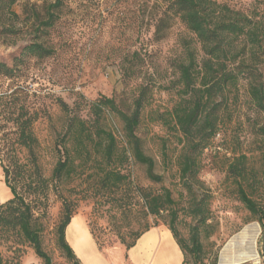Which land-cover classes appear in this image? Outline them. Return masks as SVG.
Returning a JSON list of instances; mask_svg holds the SVG:
<instances>
[{
  "label": "rangeland",
  "instance_id": "1",
  "mask_svg": "<svg viewBox=\"0 0 264 264\" xmlns=\"http://www.w3.org/2000/svg\"><path fill=\"white\" fill-rule=\"evenodd\" d=\"M54 1L17 0L11 9L19 17L8 13L2 19L15 26V33H4L0 23V62L15 66L17 73L15 78L0 74V164H8L13 150L24 162L29 160L27 149L15 141L16 127L9 120L14 108L22 112L24 106L35 116V153L41 173L49 179L47 196L37 202L34 210L42 247L52 264H75L58 242V227L67 211L86 217L102 250L126 248L146 227L167 223L172 207L157 217L146 215L138 187L152 193L165 188L172 191L179 213L176 225L188 244L190 228L199 224L197 218L188 215V207L193 197L208 203L210 225L200 227V259L196 261L186 249L188 264H220L225 245L236 239L244 248L241 234L255 227L259 228L255 239L258 258L241 264H264V228L238 192L241 183L254 200L264 204V112L252 102L243 75L238 87L227 92L229 100L219 110L217 134L206 147L195 148L176 126L172 112L184 95L180 65L188 61V49L195 50L199 62L205 55L195 35L171 13L161 25L164 30L157 33L167 4L160 0H62L53 27L35 33L33 8L44 17ZM218 1L245 12L261 8L260 0ZM33 40L53 46L55 53L47 58L23 53ZM262 60L258 67L264 81V55ZM13 91L17 92L15 99H10ZM102 95L114 98L128 112L134 110L137 99L142 100L136 131L145 153L155 160L154 170L162 181L151 180L146 165L134 159L123 122L108 109L102 113L101 123L117 137L118 152L128 154V161L122 165L128 182L113 186L102 179L106 166L100 165L101 153L96 151L95 142L89 144L91 157L86 155L85 162L69 178L52 179L57 161L64 156V144L71 148L65 129L69 116L85 119L94 129L96 114L90 104ZM63 102L69 111L63 109ZM94 138L97 142L96 135ZM188 155L196 162V175L188 180L193 195L186 190V179L182 177L183 160ZM241 155L246 159L238 161ZM232 163L245 165V173L230 172ZM128 202L131 207H119ZM9 219L7 213L0 215L3 264H44Z\"/></svg>",
  "mask_w": 264,
  "mask_h": 264
},
{
  "label": "trees",
  "instance_id": "2",
  "mask_svg": "<svg viewBox=\"0 0 264 264\" xmlns=\"http://www.w3.org/2000/svg\"><path fill=\"white\" fill-rule=\"evenodd\" d=\"M16 1L0 0V23L4 33L17 31L14 25L2 20L3 16L8 13L10 16L19 17L11 9ZM160 1L166 3L167 8L159 20L157 33L164 30L161 25L171 13V15L178 17L186 28L195 35L205 55L199 62L195 50L188 49V61L180 65V80L183 84L184 95L174 107L172 114L178 129L189 142L194 144L195 148L206 147L209 139L218 132L221 117L219 110L229 100L227 92L233 87H238L241 75L246 80L247 92L252 102L264 112V81L258 67L263 62L262 55H264V0H260L261 8L252 12L235 9L218 0ZM61 5L62 0H55L50 3L46 8L44 17H41L38 10L33 8L31 19L35 33L46 32L47 29L53 27L55 11ZM23 53L38 58H47L55 53V49L53 46L33 40L23 48ZM0 74L7 78H15L17 77L16 67L0 62ZM16 93V91L10 93L9 98L15 99ZM62 107L65 111H69V106L65 102H63ZM90 107L96 114L94 129L87 125L85 119L77 115L69 116L65 129L66 134L70 136L71 148L64 144V156H61L57 161L52 179L69 178L74 169L85 162L86 155L91 157L89 144L95 142L96 151L101 153L100 165L106 166L104 168L105 175L102 179L106 182L111 181L113 186L128 182V175L122 171L123 162L129 159L128 154L126 151L118 152L117 137L101 123L100 117L104 110L108 109L123 122L125 139L134 159L146 165L147 175L151 180L162 181V176L155 173V160L145 153L142 140L136 131L140 123L142 100L140 98L136 100L132 112L122 109L114 98L105 95L91 102ZM21 110L22 112L18 107L14 108L9 120L16 127L17 138L15 141L27 149L29 160L24 162L17 155L16 150H13L8 164L2 162L5 182L12 196L0 204V215L3 217L7 213V217H10L8 222L18 228L25 239L33 245L36 254L44 260V264H52L51 257L42 247L41 230L37 224L34 210L37 202L47 196L45 189L49 187V179L41 173L35 153V146L38 143L32 129L35 116L29 112V109L25 110L24 106ZM95 135L97 142L94 138ZM243 159H246V155L238 157V161ZM117 161L120 163L118 164ZM116 162L118 165L116 164L117 166L114 167ZM195 163L194 158L188 155L185 156L182 166V177L184 180L186 179V190L190 195H193L191 194L193 187L188 180L196 175ZM229 169L230 172L238 175H243L246 171L245 165L237 166L235 163H232ZM137 191L139 199L143 200L141 205L146 215L157 217L168 207H172L170 219L165 224L180 245L184 253V261L186 262V249L198 261L202 251L200 227L210 225L207 213L209 211L208 203L203 198L195 199L196 197H193L194 200L188 207V215L197 218L199 222L190 228V245L180 236L177 228L176 222L179 213L172 191L165 188L163 192L152 193L143 187H138ZM238 192L241 201L257 217L264 228V204L254 200L241 183ZM136 203L140 204L138 201ZM131 204L128 202L120 204L119 207L127 209L131 207ZM73 216L71 211L65 213V217L58 227V242L60 248L75 264H82L66 238V228ZM149 228L146 227L139 232L132 242L126 244V248L132 247L140 235ZM0 264H3L1 254Z\"/></svg>",
  "mask_w": 264,
  "mask_h": 264
},
{
  "label": "crops",
  "instance_id": "3",
  "mask_svg": "<svg viewBox=\"0 0 264 264\" xmlns=\"http://www.w3.org/2000/svg\"><path fill=\"white\" fill-rule=\"evenodd\" d=\"M11 196L0 164V204ZM66 238L82 264H187L180 245L166 224L155 225L144 231L129 249L118 246L102 250L86 217L76 214L66 228ZM81 247L86 249L88 256Z\"/></svg>",
  "mask_w": 264,
  "mask_h": 264
},
{
  "label": "bare ground",
  "instance_id": "4",
  "mask_svg": "<svg viewBox=\"0 0 264 264\" xmlns=\"http://www.w3.org/2000/svg\"><path fill=\"white\" fill-rule=\"evenodd\" d=\"M259 233V228L255 227L249 229L241 234V242L245 244L244 248L239 247V241L236 239L230 240L224 247L221 257L220 264H241L248 260H257L258 256L255 251V239ZM81 236V234L79 235ZM249 237L252 238L248 241ZM81 250L85 255H89L84 247Z\"/></svg>",
  "mask_w": 264,
  "mask_h": 264
},
{
  "label": "water",
  "instance_id": "5",
  "mask_svg": "<svg viewBox=\"0 0 264 264\" xmlns=\"http://www.w3.org/2000/svg\"><path fill=\"white\" fill-rule=\"evenodd\" d=\"M236 237V236H235ZM238 237V236H237ZM220 259V258H219Z\"/></svg>",
  "mask_w": 264,
  "mask_h": 264
}]
</instances>
